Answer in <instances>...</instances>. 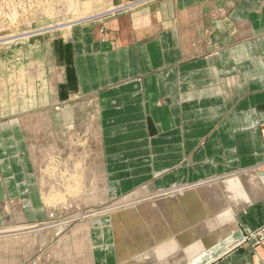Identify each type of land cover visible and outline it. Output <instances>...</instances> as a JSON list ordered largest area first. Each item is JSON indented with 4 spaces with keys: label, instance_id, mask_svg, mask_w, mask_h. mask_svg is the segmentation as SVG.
I'll return each mask as SVG.
<instances>
[{
    "label": "crops",
    "instance_id": "0c3cea01",
    "mask_svg": "<svg viewBox=\"0 0 264 264\" xmlns=\"http://www.w3.org/2000/svg\"><path fill=\"white\" fill-rule=\"evenodd\" d=\"M134 1L103 0L104 7L134 10L72 31L76 50L70 63L66 55L59 63V47L52 50L48 42L2 56L0 226L6 227L1 224L7 215L31 222L43 210L33 149L21 120L63 104L76 87L79 97L94 98L102 107L104 129L123 132L113 140L124 149L108 151L104 142L111 197L255 172L224 188L186 187L207 197L168 208L169 218L162 222L134 226L129 240L134 245L144 241L141 234L160 228L177 234L163 244L173 249V262L138 257L135 264H264V243L235 245L264 224V2L254 0V7H261L247 14L248 0H139L142 5H130ZM225 10L238 16L233 42L205 52L201 42L224 40L212 24L215 13ZM211 197L222 200L208 208ZM225 203L229 206L220 210ZM184 207L192 223L173 225L185 215L181 211L171 219L170 211ZM200 221L212 224L193 235L190 227H201ZM114 229L108 224L92 228V264H119ZM188 233L190 240L184 242Z\"/></svg>",
    "mask_w": 264,
    "mask_h": 264
},
{
    "label": "rangeland",
    "instance_id": "374dc122",
    "mask_svg": "<svg viewBox=\"0 0 264 264\" xmlns=\"http://www.w3.org/2000/svg\"><path fill=\"white\" fill-rule=\"evenodd\" d=\"M139 1V0H138ZM138 1L130 2V5L134 3L139 4ZM264 2V0H262ZM74 3V4H73ZM49 4H53V8L55 11L67 12L66 18L61 21V23H67L69 20L71 21L72 15L76 14L77 10L83 11V18L85 21L81 23H75L72 25V31L75 33L81 27H85L90 24H94L96 22H100L104 19L114 17L118 14L124 13L127 10L133 9L132 7H127L126 9H121L118 7L111 8L110 6L104 7L103 0H0V41L12 38L19 37L18 41L15 43L5 44L0 47V60L5 56V54L14 51L15 49L29 48L30 45L36 44V42L46 44V42L50 43L53 47L52 50L59 47L60 56L59 63H63L62 57L66 56L70 57L68 59L69 63L72 60V54L75 52L74 41L70 39L66 35L67 28H58V24L60 21L58 19H50L52 13L46 7ZM72 4V5H71ZM254 0H248V8L247 14L250 12H254L260 9L261 4H257L254 7ZM135 5V4H134ZM142 5V4H139ZM138 5V6H139ZM67 6V8H66ZM73 6V7H72ZM137 6V5H136ZM72 8V9H71ZM112 9L115 11L114 13L108 12V9ZM66 11H64V10ZM72 11H71V10ZM75 9V10H73ZM107 10V11H106ZM235 11V10H234ZM234 11L225 10L223 12H216L214 15V22L212 24V28L215 30V34L221 35L224 38L223 41L211 40L208 42H201L202 49L205 52H212L218 49L222 43H232L233 42V34L236 32L235 30V20H238V16ZM73 12V13H72ZM229 12V13H228ZM97 15L95 18H91L94 15ZM98 13V14H97ZM101 13V14H100ZM70 14V15H69ZM93 14V15H92ZM108 14V15H106ZM227 14V15H226ZM229 14V15H228ZM104 15V16H102ZM100 16V17H99ZM224 16V17H223ZM91 19V20H90ZM57 23V24H56ZM52 27V28H50ZM199 29L202 28L201 24L198 25ZM50 28V29H49ZM45 30V31H43ZM50 30V31H49ZM48 31V33L46 32ZM54 32V33H53ZM51 33V34H50ZM30 34V35H28ZM225 34V35H224ZM29 36V37H26ZM66 37V38H65ZM230 38V39H229ZM226 39V40H225ZM218 47V48H217ZM66 55V56H65ZM65 61V59H64ZM67 61V62H68ZM76 86V84H74ZM73 86V85H72ZM63 104H56L54 107L48 111L41 112L39 114L31 116H24L22 123L24 124L23 130L26 139V143L28 148L37 150V173L39 176V183L41 188V197L43 200V210L42 214L36 218H33L31 222L25 221L23 217H11L9 215L6 216L4 223L0 226V232L2 230H10L16 229L21 226H33L38 225L42 230V234H35V236H27V238L21 243L20 249L22 250L23 260L20 264H55V258L52 256V248L56 246L63 235L68 234L72 229L71 226H67L64 230H57L55 225H59L64 222V220L70 219L72 217H76L81 213H84L88 209L87 212L94 210L92 206L87 207H75L77 204L74 202L69 203V207L61 208L59 206L50 207L51 210L46 206L45 199L50 197V194L54 192L61 191L62 193H67L64 189H52L51 184L54 181H57V178H53L51 176V171L56 169L57 174L61 175V173L65 172L68 168V171L74 172L75 168L72 167L73 157H80V163L83 166V177L84 181L81 183L82 187L86 190H91L96 184L103 186V170L106 173V179L108 185L111 186L109 177L105 170L103 164L104 158V148L109 147L108 151L116 150V149H124V145L117 143L116 135L121 136L123 132H112L104 129L105 125H103V121H101L102 116V107L99 106L94 98L91 97H79L77 88L72 87V91L70 97L61 101ZM104 131V132H103ZM104 142L106 145L104 146ZM55 150L51 157L53 160L44 158L41 154V151L44 150ZM47 159V160H46ZM193 165V164H191ZM68 166V167H67ZM81 166V168H82ZM196 166V165H194ZM53 168V169H52ZM195 168V167H194ZM71 169V170H70ZM191 171V167H189V172ZM255 172L252 171H238L236 173L227 175L225 177L220 178H206L200 183L197 184H178L176 188L184 189L189 186L196 187L197 185H201L204 187L215 188V186H219L224 188L227 183L232 181H237L238 179H248L251 176H254ZM62 184V183H60ZM62 187V186H61ZM175 187V186H173ZM143 188V187H142ZM148 188V187H146ZM156 188V187H155ZM157 189V188H156ZM137 190H133L130 193H133ZM146 194L145 200L154 199V196L157 192L152 190H142ZM117 195V191L115 193ZM145 194L140 195V199L145 197ZM129 194L124 196H118L119 200L123 197H126ZM111 196H114L111 194ZM149 196V197H148ZM46 197V198H45ZM138 197V198H139ZM224 198V197H223ZM69 199V198H68ZM222 200V197L219 199H215L211 197L210 202L207 203L208 208L215 207V202ZM226 200V198H225ZM225 203L224 208H219L223 210L227 207ZM213 205V206H212ZM217 205V204H216ZM229 206V205H228ZM13 206H9L8 209L12 210ZM59 207V208H58ZM12 208V209H11ZM69 208V209H67ZM92 208V209H91ZM103 208V207H101ZM90 209V210H89ZM197 209H199L198 205H195V209H193L194 214L197 213ZM201 209V207H200ZM49 210V211H48ZM82 210V211H81ZM78 211V213H77ZM185 215L182 222L179 224L174 223L173 225L185 227L187 224L192 223L191 214L187 216L185 207L181 210V208L174 209L170 211L171 219H174L176 216ZM194 216V221L197 219ZM151 219H146L145 223H149ZM143 221V222H144ZM55 226V228H54ZM141 226V225H140ZM143 226V224H142ZM141 226V227H142ZM133 229V227L131 228ZM130 229V231H131ZM56 230V231H54ZM68 230V231H67ZM164 228H160L158 230L150 231L149 233H144L140 235V239L144 240L139 244L129 243L131 241L130 232L128 231V227L125 224H122L119 231L115 232V242L119 256V264H124L128 262V258L132 255L134 256L133 261L129 264H135V258L139 257L141 261H153L155 259H165L168 258V261H174L175 258H171L173 254V249L169 252L168 248L164 247L165 241H172L177 239V234H169L164 231ZM48 231V232H47ZM50 231V232H49ZM64 231V232H63ZM14 234V233H12ZM18 234V233H17ZM63 234V235H62ZM169 234V235H167ZM160 236V239L158 238ZM167 235V236H165ZM169 236V237H168ZM182 235L178 236V241L181 239ZM172 237V238H170ZM33 239V244L31 243ZM161 241L158 243V241ZM126 241H128L126 243ZM129 243V244H128ZM235 243V242H234ZM244 243H252L254 245H260L264 243V224L254 231L250 232L245 238L241 241L238 240L236 242V246L244 244ZM21 252V251H20ZM21 256V255H20ZM11 257V254L8 255ZM187 255L182 257L181 259H186ZM10 259V260H11Z\"/></svg>",
    "mask_w": 264,
    "mask_h": 264
},
{
    "label": "bare ground",
    "instance_id": "6f19581e",
    "mask_svg": "<svg viewBox=\"0 0 264 264\" xmlns=\"http://www.w3.org/2000/svg\"><path fill=\"white\" fill-rule=\"evenodd\" d=\"M151 1H154V0L143 2V4L150 3ZM46 7L48 8L50 12H54L52 13L51 15L52 17L50 19H58L60 21V24H58V28H63V27L67 28L66 30L68 31L66 35L68 37L71 36L73 24L77 22L81 23L85 21V19L89 18V17L83 18L82 17L83 11L77 10L76 11L77 13L72 15L73 19H71V21L69 20L67 23L65 22L61 23V21L64 20V18H66L65 14L69 13V11L67 12H61L60 10L55 11V9L53 8L54 7L53 4H49ZM111 8L108 9V11L106 10L107 11L106 13L108 12L114 13L115 11H113ZM95 17H97V15L92 16L91 18H95ZM147 29H150V28L148 27ZM46 32L48 33V31ZM26 37H29V36L26 35ZM18 38L19 37H12V38L2 40L0 41V47H2L5 44L15 43L16 41L20 40ZM32 73L34 74V72ZM54 151H55L54 149L51 151L44 150V151H41V154L44 158H47V159L51 158L53 160L54 156L53 157L51 156L52 154H55ZM36 153H37V150L33 149L32 159L35 162L36 168H38ZM72 160H73L72 167L75 168L74 172L68 171L69 169L66 168L67 170L65 172L61 173V175H58L56 169L52 168L53 170L51 171V176L53 178H57V181H54L50 185L51 188L52 189H64L65 188L67 193L64 194L61 191H58V192H54L53 194H50L49 195L50 197H48V199H45L46 206L49 208V210H51L50 207H53V206H59L61 208L66 209V207H69V205L67 204L69 203L73 204L75 202L77 204L75 207L82 206L81 208H83L84 206L85 207L92 206L94 210L87 212L88 211L87 209L86 211H84V213H81L80 215H77L76 217H72L70 219L64 220V222L59 225H55L57 226L56 229L58 231L64 230L67 226H71L72 228L68 234H65V235L62 234L63 237H61L60 242L52 248V256L55 258V264H92L91 257H92L93 248L91 244V236H92V228L95 226H99V225L102 226V225L108 224L111 227H115L116 231H119L121 225L125 224L126 227H128V231L130 232V229L134 226L139 227L140 225L142 226V224L145 225L146 221L144 220L146 219L153 218L157 221L161 220V222L164 220H167V218L169 217H167V214L165 212L166 210H168V208L175 206V205H182L185 202L187 203V201H190L191 199H200V198L203 199V195L207 194L206 192L200 191V189L198 188L188 189V190L184 188V189H176L172 191L169 190L165 192H159V191L153 190L154 192H157L156 195L154 196V199L150 198L148 200H145L143 198H146L147 196L144 192H142V190H144L145 188L144 187L143 189H139L131 193L130 195L123 197L119 200V198H114L110 196V188L107 185L108 182L105 178V172L103 173V179H102L103 186L96 184L91 190L84 189L81 185V183L85 180L84 177L82 176L84 172L83 166L81 165L79 161L81 160V158L73 157ZM152 189H151V192H152ZM147 190H149V188H147ZM142 194L143 195L145 194V197H142L140 199L139 196ZM211 224L212 222L203 221L201 222L202 226L200 225L201 227L199 228L194 227L192 229V227L190 226L189 227L191 228V230H193V235L194 234L197 235V234L203 233L202 232L203 229H207L205 226H209V225L211 226ZM34 226L35 227L26 225V226H21L16 229H11V228L10 230L3 229L2 232H0V264H20V262H22L23 254H22V250L20 249L21 243L27 238V236L33 237L35 236V234L37 235V234L43 233V230L38 225H34ZM190 235H191L190 233L186 234L185 239L183 238L185 240L184 242H187L190 240ZM33 239L34 238H32V241H31L32 244L34 242ZM191 241H193V239ZM9 254H11L12 259L8 257Z\"/></svg>",
    "mask_w": 264,
    "mask_h": 264
}]
</instances>
